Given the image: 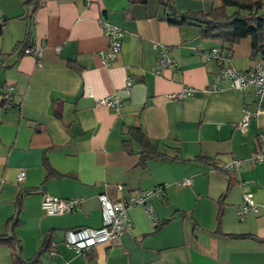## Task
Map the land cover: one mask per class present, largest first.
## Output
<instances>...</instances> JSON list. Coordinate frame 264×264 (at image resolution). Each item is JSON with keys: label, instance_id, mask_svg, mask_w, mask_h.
I'll use <instances>...</instances> for the list:
<instances>
[{"label": "crops", "instance_id": "1", "mask_svg": "<svg viewBox=\"0 0 264 264\" xmlns=\"http://www.w3.org/2000/svg\"><path fill=\"white\" fill-rule=\"evenodd\" d=\"M23 1L0 0V88L14 86V106L0 108V235L10 233L7 220L19 203V254L29 259L49 248L36 264H264V160L222 169L256 153L264 113L239 129L257 101L251 90L214 86L218 64L206 53L222 41L169 21L156 0H45L28 18ZM171 2L179 11L207 12L217 0ZM103 21L122 30L108 65L101 62ZM22 40L42 48L40 64L16 47ZM163 48L174 65L156 72ZM250 51L249 38L234 44L231 65L248 71ZM184 86L194 88L191 96L166 97ZM110 94L120 99L116 110L96 104ZM133 127L162 155L142 164L135 140L126 151ZM20 169L24 178L17 180ZM186 177L190 185L174 183ZM159 184L164 194L146 199L156 223L135 205L131 228L115 240L84 255L65 244L67 230L102 224L101 194L121 199ZM245 192L260 212L239 217ZM43 194L80 198L79 209L47 215ZM12 252L0 240V264H12Z\"/></svg>", "mask_w": 264, "mask_h": 264}, {"label": "built area", "instance_id": "2", "mask_svg": "<svg viewBox=\"0 0 264 264\" xmlns=\"http://www.w3.org/2000/svg\"><path fill=\"white\" fill-rule=\"evenodd\" d=\"M102 32L107 38L106 52L101 54V62L108 65L110 61L118 54L121 47L122 30L107 21L101 24ZM22 54H31L35 56L40 64L39 58L42 56V48L39 45H30L21 51ZM206 57L215 62L223 63L218 65L214 72V86L217 82L225 81L230 88L240 91H253L256 101V110L245 109L243 116L238 124L240 130L244 131L249 119L254 115L264 113V56L257 58L251 65L248 71H239L230 63V56H223L219 47H212L207 53ZM174 65V62L167 52L166 48L160 50L157 62L154 66L156 72L162 71L164 68H169ZM131 84L128 78L126 86ZM5 102L4 108H11L13 102L11 94L14 91L13 85L4 86ZM194 88L191 86H184L177 92L166 94L169 99L182 100L191 96ZM97 105H104L112 109H117L120 105V99L116 94H110L96 98ZM259 145L256 153L246 159L233 158L231 161L225 163L222 168L224 170L237 171L246 163L254 164L258 161L264 160V134L259 135ZM24 178V171L22 169L17 172V180ZM178 186H188L191 184L190 178H181L174 182ZM164 184H159L148 189L140 190L136 193L121 199H110L105 194L99 196L101 207L102 224L97 228L91 227H77L67 230L65 237V244L72 247L78 254L84 255L89 252L92 247L98 242H111L115 240L123 231L131 228V221L129 217V208L135 205H141L153 223H156V217L152 208L146 199L152 195H163ZM80 198H60L49 194H43L41 198V208L47 215H60L74 212L79 209ZM260 205L254 201L252 194L245 192L242 195L241 206L238 210V216L243 217L248 213H259ZM54 245V242H52ZM49 253L54 254V250Z\"/></svg>", "mask_w": 264, "mask_h": 264}, {"label": "trees", "instance_id": "3", "mask_svg": "<svg viewBox=\"0 0 264 264\" xmlns=\"http://www.w3.org/2000/svg\"><path fill=\"white\" fill-rule=\"evenodd\" d=\"M146 1L130 0L132 3H146ZM156 1L166 10L169 21L194 25L197 27L201 37L220 39L222 41L220 49L223 56H230L233 45L243 38L250 39V58L252 63L257 58L264 56V0H217L216 4L207 12L201 10L179 11L173 6L171 0ZM44 2L45 0H24L25 17H31ZM2 23L3 20H0V25ZM30 25L31 22H28V30ZM28 46L30 44L23 40L19 41L16 45L20 51H23ZM222 64L219 63L218 65ZM4 96L5 91H1L0 88V108H4ZM127 133L130 138L124 139V148L128 152H132L130 141H137L141 146L140 162L142 164L146 163L149 159L162 155L149 142L139 127L130 128ZM19 207V203H17L13 216L7 220L10 233L6 236L0 235V240L6 242L12 248L14 255L12 264H36L40 261V254L48 251L49 248L48 246H44L40 252H37L35 256L29 259H25L19 254L18 240L13 233V229L18 221Z\"/></svg>", "mask_w": 264, "mask_h": 264}]
</instances>
